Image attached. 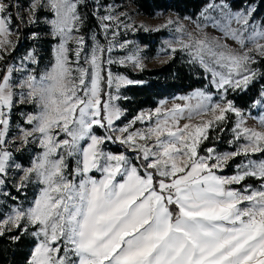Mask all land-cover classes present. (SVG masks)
Wrapping results in <instances>:
<instances>
[{
	"label": "snow or ice",
	"instance_id": "obj_1",
	"mask_svg": "<svg viewBox=\"0 0 264 264\" xmlns=\"http://www.w3.org/2000/svg\"><path fill=\"white\" fill-rule=\"evenodd\" d=\"M262 10L264 0H208L191 28L189 17L150 28L122 0H0V61L22 28L47 27L0 65V236L32 238L26 264H264V84L245 107L231 98L264 81ZM141 30H166L157 56L181 53L206 82L184 105L127 118L121 88L140 82L112 66L143 70L144 48L127 38ZM45 37L54 57L37 73ZM29 101L35 111L10 134L13 108ZM226 131L231 150L205 146ZM31 145L40 151L26 165L17 154ZM30 184L38 192L25 205L13 190Z\"/></svg>",
	"mask_w": 264,
	"mask_h": 264
},
{
	"label": "trees",
	"instance_id": "obj_2",
	"mask_svg": "<svg viewBox=\"0 0 264 264\" xmlns=\"http://www.w3.org/2000/svg\"><path fill=\"white\" fill-rule=\"evenodd\" d=\"M138 11L146 16L153 17L159 12H174L181 16L195 19L208 0H130ZM234 7L239 8L243 0H230ZM258 2V0H257ZM264 15V10H262ZM95 23L94 20L89 21ZM163 32H139L135 35L142 44L146 45L149 52H157L161 46ZM48 52V50H47ZM122 73L134 83L123 87L122 93L126 99H121V104L130 115L147 108H155L159 101L175 95H186L196 88L205 84L206 75L200 68L192 67L186 62V58L181 53L171 59L160 68L134 72L129 68L121 69ZM264 81H258L247 92H235L233 99L241 107L249 104L250 100L256 96ZM101 134L100 129H96ZM106 147L116 152L120 150L119 145H106ZM259 157V155H258ZM19 229H12L0 236V264H26V257L33 246V240L27 234L21 235L18 241H13L9 237L16 235Z\"/></svg>",
	"mask_w": 264,
	"mask_h": 264
},
{
	"label": "rangeland",
	"instance_id": "obj_3",
	"mask_svg": "<svg viewBox=\"0 0 264 264\" xmlns=\"http://www.w3.org/2000/svg\"><path fill=\"white\" fill-rule=\"evenodd\" d=\"M113 2H115V0H113ZM122 2H123V5H124V10L128 11L129 13L135 14L134 15V20H135V22L137 24H143V25L149 26L150 28H155L156 26L164 23L167 17H171L173 19H175L177 17H180V18L186 17V16H181V15H179L177 13H174V12H159L155 16L149 17V16L141 14L138 11L137 7L130 0H122ZM197 19H198V16L195 19L191 18L190 20H184L183 22L185 23V25H187L189 28H191V27H193L192 21H195ZM95 24H96V22L92 23V24L89 23V25L86 26V28L84 30L87 31L88 27H91V28L94 29L95 28ZM32 30L46 32L47 31V27L42 24L39 28H35V29H33L32 27L22 28L21 31H22L23 34L21 36L12 37V39L14 41H17V47L15 48V51H12V52L8 53V55L6 57V60L5 61H0V65H3L4 63H8V64L14 63V61L12 59L13 56H16L17 53H19L20 55H23L35 43L33 40L27 38V34L30 31H32ZM206 31L209 33V35L214 36V37H217V36L220 35L217 30H215V29H213L211 27L208 28ZM139 32L149 33V32H145V31L141 30V31L136 32L135 34H128L127 38L131 39V40L135 41L137 44L143 46L145 55L147 57L144 60L145 67L143 68V70H151V69L160 68V67H162L163 65H165L167 62H169L171 60V59H165L163 57H158L157 56V53H158L160 48L157 50V52H156V50H155V52H149L148 51L149 48L146 45L142 44L137 38H135V35L137 33H139ZM150 32H152V31H150ZM162 32H163V37L161 38V45L163 44L164 40L168 36V32L166 30L162 31ZM117 39H119V37ZM47 50H48V52H47ZM37 51H38V55H39V58H40V64L36 67V72L40 73V72H43L51 64V62L53 60V57H54L53 42L51 41V39L48 38V37H45L44 39H42L39 42V44L37 45ZM116 54L117 53H113L114 56ZM123 68H129V69H131L134 72L143 71V70H139V69H134L130 65L129 66L113 65L112 66V71H113L114 74L124 75L122 73V70H121ZM72 79H73V77H72L71 73H68L65 76L64 82H65V86L67 88H71L73 86ZM123 87H125V86H123ZM123 87L121 88L122 96H123V93H122ZM190 94H186V95H190ZM186 95H175V96L170 97V98L162 99V100L159 101L158 105L160 104L161 101H165L166 102L165 107L169 108V109L172 108L175 105H184L187 102L185 100L179 99V97L186 96ZM38 96H39V94H37V97ZM118 103L124 109V107L121 104V100L118 101ZM192 103H195V101H193ZM40 106L41 107L43 106L42 102H41ZM155 108H147V109H143V111L147 112L148 110L155 109ZM33 111H35V108L33 106V102L32 101H29L28 104H18L15 108H13V110H12L13 126L11 128L10 134L16 132V129L23 122L25 114L29 113V112H33ZM126 113H127V118H131L132 116L135 115V114L134 115H130L127 110H126ZM181 123H183V121ZM247 125L249 127H257L258 122L255 121V120H251L250 119V120L247 121ZM101 132H102V130H101ZM211 135H212L213 138L210 139L208 142H206L205 146H207V145H215L218 151L231 150V145H229V143H228V140L231 138V135H232V133L230 131H226V132L221 133L218 138L216 137V133H212ZM29 147L31 148V151H29L28 149H24V150H22L21 152H19L17 154L18 157H23V161L22 162L24 164H26V165L31 161L32 153L40 151V149L37 148L35 145H31ZM203 147L204 146H202V148ZM258 155L253 157V158L254 159L260 158V157H258ZM242 159H243L242 157H238L235 160L230 161L228 167L224 170L222 175H231V174H233L234 165L236 163H238ZM69 164H72L71 160L69 161ZM91 174L93 176H95L96 178H100V174L99 173L93 172ZM38 187L39 186L37 184H30L27 187V189L24 190L23 193H16L13 190V195H19L21 200L25 203V205H27L37 195Z\"/></svg>",
	"mask_w": 264,
	"mask_h": 264
}]
</instances>
